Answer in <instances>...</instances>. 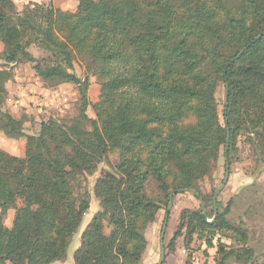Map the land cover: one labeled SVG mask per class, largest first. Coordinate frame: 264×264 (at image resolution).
<instances>
[{
  "label": "trees",
  "instance_id": "16d2710c",
  "mask_svg": "<svg viewBox=\"0 0 264 264\" xmlns=\"http://www.w3.org/2000/svg\"><path fill=\"white\" fill-rule=\"evenodd\" d=\"M77 1L76 13L27 8L15 15L12 0H0L1 58L33 63L44 81L75 83L81 100L70 123L51 118L36 134H25L23 118L2 114L0 130L10 138L25 136L26 145L24 157L0 149V264L65 258L90 207L81 180L111 152L121 160L95 181L100 209L80 232L74 264H140L143 232L160 201L148 196L149 181L166 204L174 189L199 193L198 181L221 149L224 154L227 128L232 149L242 134L264 148V0ZM36 41L51 53L52 64L26 50ZM73 51L85 56L101 85L99 101L91 105L88 79L70 71ZM11 77L0 70V105ZM220 82L228 84L223 124ZM89 106L94 118L86 113ZM18 193L37 210L16 208ZM230 204L213 222L202 208L184 211L177 235L185 227L189 244L195 232L229 225ZM11 208L14 218L6 227L2 218ZM218 252L221 264L236 256L221 244Z\"/></svg>",
  "mask_w": 264,
  "mask_h": 264
},
{
  "label": "rangeland",
  "instance_id": "374dc122",
  "mask_svg": "<svg viewBox=\"0 0 264 264\" xmlns=\"http://www.w3.org/2000/svg\"><path fill=\"white\" fill-rule=\"evenodd\" d=\"M97 1V0H96ZM15 15L30 8L34 10H47L50 8L76 13L77 0H12ZM36 20L44 22V17ZM4 45L0 41V70L11 73L12 77L5 82V92L0 105V126L3 122V113L7 112L15 119L23 118L25 134H36L42 121L56 119L70 123L79 115L81 106L78 85L71 82L56 83L44 81L36 73L33 63L28 61L5 62L1 58ZM26 50L42 63L52 64L51 53L39 42H31ZM73 71L81 80L88 79L87 98L90 105L99 101L101 85L97 76L89 72V63L84 55L73 51ZM43 94L46 97L45 111L38 112L33 108L31 101L33 95ZM218 100L219 121L223 124L222 110L225 101V88L220 82L216 90ZM32 98V99H31ZM67 100L64 101L63 99ZM90 118L95 117L92 106L86 110ZM89 128V123L86 124ZM253 135H240L237 138L234 150L229 146L230 172L226 185L216 198L217 210L222 211L231 200L230 212L226 216L229 225L213 230L195 232L189 244L187 243V230H179L180 219L184 211H198L201 209L197 198L189 193H178L174 196L173 204L167 219L164 243L166 258L163 264H221L222 254L218 252L219 245L224 250L233 251L224 264H264V148L256 142ZM26 137L10 138L0 130V149L9 155L24 157ZM121 157L118 152L109 153L107 159L101 162L93 175L85 176L81 180L82 190L89 196V209L83 214L80 226L73 235L67 248L66 256L62 260H55L49 264H74L73 252L79 245L81 230L86 226L92 216L99 211L100 203L94 194V184L102 171L114 172ZM225 174V158L223 149L220 150L218 160L213 163L206 174L198 181V191L205 197L207 208V221L212 217V196L221 184ZM149 197L158 201L159 209L154 220L147 224L143 234L146 239V249L140 264H157L159 260V236L164 222L166 207L163 193L154 180L147 185ZM170 197V195H169ZM168 197V199H169ZM29 206L37 210L27 196L18 193L16 208ZM15 208L9 209L3 215V224L11 227ZM189 219V216H188ZM173 244L170 249L169 244Z\"/></svg>",
  "mask_w": 264,
  "mask_h": 264
},
{
  "label": "water",
  "instance_id": "95a60500",
  "mask_svg": "<svg viewBox=\"0 0 264 264\" xmlns=\"http://www.w3.org/2000/svg\"><path fill=\"white\" fill-rule=\"evenodd\" d=\"M253 41H255V40H253ZM224 105H225L224 108L226 109L227 105H228V84L227 83L225 84V101H224ZM226 131H227V133H226V142H225V147H224L225 174H224V178H223L221 184L218 186V188L213 193L212 203H213L214 214H213L212 219L210 221H208V222H213L215 217H216V215H217V213H218L217 204H216V198H217L218 193L226 185V183L228 181V177H229V172H230V169H229L230 164H229V157H228V148H229L230 135H229L228 128H227ZM178 193H189L192 196H194L195 198H197L198 201L200 202V205H201V208H202V214H203L204 218L206 219V217H207L206 204H205L202 196L196 190L188 189V188L174 189L170 193L168 205L166 207V213H165L164 222L162 224V228H161V232H160V236H159V260H158L157 264H163V262H164V260L166 258V250H165V243H164L165 229H166V224H167V219H168V216H169V212H170V209H171L172 204H173L174 196L176 194H178Z\"/></svg>",
  "mask_w": 264,
  "mask_h": 264
},
{
  "label": "built area",
  "instance_id": "2783aa9c",
  "mask_svg": "<svg viewBox=\"0 0 264 264\" xmlns=\"http://www.w3.org/2000/svg\"><path fill=\"white\" fill-rule=\"evenodd\" d=\"M32 98L33 100L31 101V103L33 105V108L35 110H38V112L40 113L45 111V107L47 106L46 97L43 94H38V95H33ZM63 100L66 101L67 99L64 98Z\"/></svg>",
  "mask_w": 264,
  "mask_h": 264
}]
</instances>
